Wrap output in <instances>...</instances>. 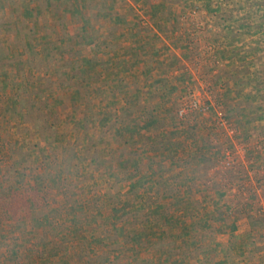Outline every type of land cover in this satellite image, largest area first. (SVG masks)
I'll return each instance as SVG.
<instances>
[{
  "label": "rangeland",
  "instance_id": "obj_1",
  "mask_svg": "<svg viewBox=\"0 0 264 264\" xmlns=\"http://www.w3.org/2000/svg\"><path fill=\"white\" fill-rule=\"evenodd\" d=\"M112 1L0 0V77L2 71L9 75L8 84L4 86L0 83V197L9 199L20 194L24 188L31 189L30 185H36L34 181L38 178L42 192H30L29 197L39 199L37 208L43 205L35 214L34 203L27 208L18 199L16 217L0 216V264H39L37 254L43 248L49 259H57V264H63L59 262L60 257L71 264V244L76 239L66 224L68 203L58 194L54 179H62L68 195L83 203L88 202L93 194L102 197L105 185L99 180V174L90 172L92 165L88 167L82 162L79 173L74 169L66 172L63 162L59 161L74 154V144L79 140L83 141L81 145L87 143L86 150L80 149L83 159L97 155L104 147L88 141L94 138L97 142L98 137L99 124L97 121L94 123L93 112L118 108L125 100L124 96L131 99L137 91L144 105L150 108L146 111L147 115H151L153 105L159 106V120H155L157 133L161 129L159 121L167 120V111H161L163 100H166L171 109L174 107L172 111L180 123L190 121L189 128L197 133V139L202 142L211 140L215 145L199 152L204 155L205 161L191 157L190 146L186 151L180 150L184 161H188L184 166L195 165L185 169L188 170L185 175L187 183L181 184L184 195L189 193L206 198L204 203L198 204L201 209L198 219L211 223V226H201L205 227L201 229L206 231V244L209 245L213 237L216 239L211 247L215 251L207 262L264 264V0H214L211 10L207 6L209 0H116L111 8ZM158 4L161 8H157ZM226 14H230V19L223 18ZM170 18L173 20L168 22ZM87 20L88 32L94 35L90 41L89 34L85 33ZM174 21L177 25L169 28L168 25ZM156 24H163V28L156 31ZM227 32L223 41L215 45L219 49L220 56L217 55V58L220 63L214 62L212 44H209L211 34ZM176 33L185 41L176 43ZM103 34L109 40L113 36L118 38L114 42V52H118V57L128 56L126 45L135 50L137 45L144 47L141 58L146 61L145 68L143 63L133 66L128 61L120 68L106 70L107 77H100L96 70L99 66L97 59L110 56L113 52V44L106 46L100 38ZM95 36H100V39ZM94 42L96 46L93 47ZM175 49H180V54ZM76 53L90 59L96 68L90 73L89 81L82 83V95L73 96L71 86L61 88L60 92L48 79L49 75H61L64 79L66 75L79 73V70H74L73 57V60H68ZM199 56L203 58L202 65H196ZM182 57L184 63L180 61ZM164 58L168 64H161ZM152 61L160 64L154 69L155 65L149 68L148 63L152 64ZM177 70L182 72L172 75ZM116 71L121 75H116ZM220 72L222 76H227L226 83L217 77ZM191 74L198 78L195 82L182 79ZM120 77L125 79L121 81ZM41 79L47 83L42 84L43 91H50L47 93L51 109L49 123L55 124L56 130L38 127L40 114L35 109L39 108L33 103L41 106L44 103V96L37 85ZM197 83L199 88H195ZM229 84L233 88L228 87ZM156 85L161 87L160 93ZM195 90L205 92L208 98L196 95ZM16 94L19 99L14 100ZM193 97L203 103L213 102L215 106L211 105L210 112H198L181 119L177 114L179 106L183 100ZM137 101L132 108L122 109L127 112L122 114V119L129 121L139 114ZM28 105L35 108L29 110ZM14 107L15 111L12 110ZM217 107L232 120L237 129L235 135L230 136L215 124ZM85 116L88 132L85 130L86 122L81 121ZM112 120L107 121V126ZM144 121L141 117L136 120L139 124ZM46 125L49 124L44 121L43 126ZM24 129L28 135L24 134ZM154 133L153 127H149L139 141L136 140L139 136L136 133L130 140L137 142L136 146H127L132 150V157H137L139 169L143 170L146 163L141 154L147 150L146 138L153 137ZM111 137L115 138L112 134L107 141H112ZM55 139L67 141L66 148L58 149L59 142ZM55 142L54 146L52 143ZM112 142L109 146L111 150L119 147L117 154L113 152L114 156L124 152L120 139ZM238 146L247 148L246 159L239 158L236 153ZM229 151L235 160L231 167L225 164ZM18 215L19 220L13 219ZM188 215L191 217V213ZM59 216L58 220H66L61 225L55 228L48 223ZM93 226L88 232L93 235L91 237H97L100 226L98 223ZM197 229H192L189 236L195 237L199 232ZM189 236L184 239H190ZM122 240V237L115 236L104 243L114 261L119 258L118 264L130 261L131 257L128 253L116 256L114 251L124 247ZM194 252L196 250L189 257L180 256L181 263L198 264V258L193 255L199 254ZM85 256L82 255V264L90 262ZM93 256L92 264H105L101 259L103 254ZM139 256L135 259L144 257Z\"/></svg>",
  "mask_w": 264,
  "mask_h": 264
},
{
  "label": "trees",
  "instance_id": "obj_2",
  "mask_svg": "<svg viewBox=\"0 0 264 264\" xmlns=\"http://www.w3.org/2000/svg\"><path fill=\"white\" fill-rule=\"evenodd\" d=\"M115 1L116 0L112 1L111 8L114 7ZM214 3V0L208 1L207 6L209 7V10L212 9ZM156 6L157 8H161V5L159 4ZM213 14L216 13L213 12ZM229 17L230 14H226L223 18L230 19ZM172 20L173 18H170L168 22ZM174 25H177L175 21L170 23L168 27H174ZM88 26L89 21L87 20L85 22V27L87 28L85 33L87 32V34H89L87 37L88 41H90L93 39L94 35L92 32H88ZM160 28H163V24H156L154 29L159 31ZM108 33L111 34L112 31L109 30ZM45 36L47 37L46 34ZM99 37L100 36H97L96 38L103 39L105 42L104 45L108 46V44H113V52L111 55L102 59H97V64L99 65L97 68L92 65V61L87 57H80L77 53L70 55L68 60H71V57H73L75 66L74 70H79V73L76 75H66L67 77L64 79L61 75H49L48 80L56 86L57 91L58 88L61 92V88L71 86L70 91L73 96L79 93L82 95V83L89 81V75L93 70H95V68L99 71L100 77L105 75L104 72L106 70H109L112 67L120 68L122 64L128 63V61L134 64L133 66L143 63L145 68L146 61L141 58L144 51L142 48L144 47L137 45L134 47L136 48L135 50L132 46L126 45V48L129 51L128 56L118 57L116 56L118 52L117 54L115 53L116 45L114 43L118 40V38L113 36L115 39L113 38L112 40H109L106 39V34H103L100 38ZM180 41L181 40L179 39L178 42ZM95 44L96 42H94L92 46H96ZM65 53H67V51H65ZM165 61H167L165 58L162 59L161 64L164 65L166 63ZM152 62V64L148 63L149 68L150 65H155L153 67L154 69L160 64L157 62L155 63L154 61ZM115 73H117L116 75H121L119 71H116ZM55 76L57 77L55 78ZM0 78V83L2 82L4 86L5 84H8L9 75H7L6 72L2 71ZM120 79L122 81V79L125 78L120 77ZM111 80L112 79H109V81ZM162 81L164 82L165 79ZM42 84L47 83L42 80L37 84L41 94L44 96L42 97L44 103H41L42 106L37 105V102H35L36 104L33 103V105L36 107L38 106L37 108H39L35 109L36 112L40 114V125L38 127L39 129L43 127L54 128V130H56V125L49 123V118L51 117L49 111L51 109L47 101L50 96L47 93L50 91L47 89L43 91L44 88L41 87L43 86ZM156 87L158 93H160L161 87H158L157 85ZM136 93L137 95L133 96L131 99L124 96L125 100L118 108H112V110L111 108L109 110L105 108L103 110L93 112V121L94 123L97 121L100 128H97V142H95L94 138H89L88 141L90 144H93L94 142L96 146L104 147L97 152V155L91 156V158L83 159L84 155L80 149L82 148L86 150L87 143L81 145L80 143L83 141L79 140V142H76V140H74L76 142L73 147V149H75L74 154L72 153L69 158H63L62 161H59L63 162L66 172H70V170L74 169L79 173V167L82 162L88 164V167L92 165V167L89 168L91 170L90 172L93 173L95 171L93 174H99V180L105 185V191H103L101 195L102 197L93 194L88 199V202L83 203L81 200L72 199L68 195V192L62 185V179L60 181L57 178L54 179L58 194L63 196L64 200L68 203V207L66 208L68 209V219H66V224L74 234L73 238L76 239L75 243L71 244V248L73 250V261H71V264H82V260L84 259L82 255H86L85 258L90 261L88 264H92L91 259L94 258L93 254L97 253L103 254V258L101 259L105 262V264H118L117 259L119 258L116 257L117 259L114 261L110 252L108 250L106 251L104 247V243L107 240L115 238V236L117 238L122 237V246L124 245V247L119 248L118 251H114L116 256H124L126 253L131 256L129 258L130 261H125L126 263L123 264H182L181 260H179L180 256L189 257V254H193V251L195 250L199 255L195 254L193 256L198 258L196 260L198 264H218L216 262L213 263V261L207 262L211 253H213L215 249L211 248L213 240L209 243V245L206 244V242H208V240L205 241L207 238H204V232L206 231L201 229L207 227L208 225L211 226V223L207 220L202 222L200 221L201 218L198 219L199 214L201 213V209L198 204L199 202L200 204L204 203L206 198H198L197 196H192L189 193L184 195L185 190L182 188L183 186H181V184L182 182L184 184L187 183L185 175L188 173V170L185 169H187L189 165L184 166L188 161H184L185 159L180 153L181 149L186 151V148L189 149L190 146V149L192 150L190 151L191 157L205 161L206 158L199 152L204 150V148H212L215 145H213L211 140H205L202 142L197 139V133L195 134L189 128L191 124L190 121L180 123L181 121L177 119V115L175 116L173 113L174 107L171 109L170 104L166 102V100H163L164 107L161 108V111H167L168 115L166 118L168 121H159L161 122V129L160 132L157 133L155 130L157 126L155 120H159V106L153 105L151 109L152 113H150L151 115H147L146 111L150 110V108L148 105L145 106L143 103L144 100L140 99L138 96L139 91ZM17 95L18 94L15 95L14 100L19 99ZM42 100L39 98V102H42ZM136 100H138L136 107L139 114H136V116L129 119V121H125L122 119V114H126L127 112L122 109H127V107L132 108L135 105ZM106 107H108L107 104ZM33 108L35 107L28 105L29 110ZM168 109L171 111H168ZM12 110L15 111L16 107L12 108ZM138 117L144 119V123L139 124V122H136ZM109 119L113 120L109 122L110 125L107 126V121H109ZM44 121L49 125L43 126ZM81 121L86 122L85 130L88 132L89 130L86 116ZM181 125H186L187 127L185 128ZM149 127H153L155 135H153V137L150 135L146 138L147 150L145 153H141L143 155V161H146L144 169L142 170L137 167V157H132V150L128 147L136 146L137 142L132 143L130 140L136 133L139 134L136 139L137 141L143 139L145 136L144 134H146V129ZM173 129H177L178 132H175ZM24 134L28 135L27 130L25 129ZM54 134L57 133L54 132ZM112 134L113 137H115L114 139L111 137L112 141L120 139V145L123 146L122 150H124V152L118 156H114V153L117 154L116 150L119 147L117 146L116 149L111 150L109 146L113 142L110 139L107 141L108 136ZM176 135H178V137ZM55 141L59 142V146L57 145L58 149L66 148L67 141L63 142L58 141L57 139H55ZM128 141L129 143H126ZM189 141L192 142L191 145H189ZM52 144L55 146L57 143L55 142ZM196 151L197 153H195ZM16 161V163H19V160L16 159ZM93 163L95 165H93ZM106 166H108V168H106ZM192 166L195 165L190 164L189 169L193 168ZM16 173L17 172H14V174ZM39 180L40 179L36 178L34 181L37 186L34 184L30 185L31 189L24 188L20 191V194L18 193V195H13L9 199L0 197V216L16 217L18 214L16 210V201L18 199L24 202L23 207L29 208L32 203H34L33 212L35 214L36 212L38 213V208L43 205L37 208L36 203L39 202V199H35L34 197L30 198L29 194L30 192H42V187L38 186V183L40 182ZM112 188L115 190V193H111L113 192ZM209 193L212 192H208V194ZM57 209L59 208H56V210ZM59 210L63 212L61 208ZM190 213L191 217L188 215ZM19 216L20 215L13 219L19 220ZM36 217L37 215L33 218ZM58 218H60V216L57 217L55 221H49L48 223L56 228L61 225L63 221H66L58 220ZM97 223L100 226V235L97 237H91L93 235H90L89 232L91 231L89 230L94 227L93 224ZM197 223L198 226L195 227ZM194 228H198L199 232L198 234L196 233L197 235H195V237H191L189 234ZM54 235L57 236L56 234ZM185 236H189L190 239H184ZM175 249L178 253H174L176 252L174 251ZM38 253L37 258L39 264H57V259L52 260L48 258L49 256L47 255L46 249H40ZM140 254L144 256L143 259L137 258L136 260L135 257H140ZM59 262L68 264L65 262L64 258L62 259V257H60ZM187 262L188 261H186L185 264H196L194 262Z\"/></svg>",
  "mask_w": 264,
  "mask_h": 264
},
{
  "label": "built area",
  "instance_id": "obj_3",
  "mask_svg": "<svg viewBox=\"0 0 264 264\" xmlns=\"http://www.w3.org/2000/svg\"><path fill=\"white\" fill-rule=\"evenodd\" d=\"M211 105L215 106L213 102L212 104H209L207 102L203 103L201 100L194 97L189 100H183L178 108V115L180 118H185L188 115L198 112L207 113L211 111ZM215 122L218 127L225 129L230 136L235 135L237 130L236 127L234 126L232 120L226 115L225 111L220 107H217L216 109ZM236 153L238 154L240 159L244 160L247 158V148H245L244 146H238L236 148ZM230 154L231 153L229 151L228 157L225 161V164L229 167L235 164V160L231 157ZM251 173L254 174V171H252Z\"/></svg>",
  "mask_w": 264,
  "mask_h": 264
},
{
  "label": "crops",
  "instance_id": "obj_4",
  "mask_svg": "<svg viewBox=\"0 0 264 264\" xmlns=\"http://www.w3.org/2000/svg\"><path fill=\"white\" fill-rule=\"evenodd\" d=\"M183 11H184V9H182ZM182 12V11H181ZM227 34H228V32L227 33H222V34H219V35H217V34H211V40H210V42H209V44H212V47L210 46V48H211V50H212V57H213V61L214 62H217V63H220V61H219V59L217 58V55L218 56H220V53H218L219 52V49L217 48V46H215V45H217V44H219V41L221 42V41H223V39H224V37H226L227 36ZM226 35V36H225ZM180 37V38H179ZM179 37L177 36V33H176V37L174 38L175 39V41H176V43L178 42V40L180 39L181 41V43H182V41L184 42L185 40H182V37L179 35ZM223 38V39H222ZM228 39L229 38H227V43H228ZM164 40H165V42H167V38H164ZM180 42H178V43H180ZM178 50H180V49H175V51H177V52H179V54H180V51H178ZM200 57V59H199V62L196 64V65H198L199 63H201V65H202V62H203V58L201 57V56H199ZM180 61L182 62V63H184L185 62V59H183V57L182 58H180ZM157 62V61H156ZM229 62V61H228ZM225 63V61L223 62V64ZM166 64H168V61H166ZM228 64V63H227ZM200 68V67H199ZM203 69V68H202ZM202 69H201V71L200 72H202ZM182 70V69H181ZM178 72L180 73V72H182V71H180V70H177V71H175L174 73H172V75H177L178 74ZM151 73H152V71H151ZM217 73V71L215 72V74ZM223 75V73H218L217 74V77H219V79H221L222 78V81L223 82H227V76H222ZM213 78H214V75H213ZM182 79H185V81L186 80H188V82L190 81V82H192V81H196L198 78L197 77H195L194 75H186V77L184 78V77H182ZM184 81V80H183ZM193 82V83H194ZM196 86H195V88H199V87H197V85H199L198 83L197 84H195ZM194 86V85H193ZM229 86H231L230 84L228 85V87ZM230 88H233V86H231ZM232 90V89H231ZM195 94L196 95H200V96H203V98H208L207 97V94H205V92L203 93V92H201V90L200 91H198V90H195ZM203 94V95H202ZM213 241H215L216 239L213 237Z\"/></svg>",
  "mask_w": 264,
  "mask_h": 264
}]
</instances>
